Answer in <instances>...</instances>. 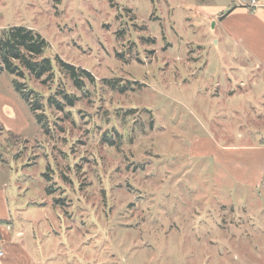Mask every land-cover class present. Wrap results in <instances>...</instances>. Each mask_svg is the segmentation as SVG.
Masks as SVG:
<instances>
[{"label": "rangeland", "instance_id": "obj_1", "mask_svg": "<svg viewBox=\"0 0 264 264\" xmlns=\"http://www.w3.org/2000/svg\"><path fill=\"white\" fill-rule=\"evenodd\" d=\"M237 3L0 0V27L37 30L54 64L52 78L18 79L40 95L45 128L0 74V208L11 217L0 224L24 232L32 262L264 264V184L196 150L212 130L264 137V122L251 123V107L264 114V76L212 17ZM56 56L93 81L74 86ZM224 87L231 95L213 98ZM238 229L251 248L229 241Z\"/></svg>", "mask_w": 264, "mask_h": 264}, {"label": "crops", "instance_id": "obj_2", "mask_svg": "<svg viewBox=\"0 0 264 264\" xmlns=\"http://www.w3.org/2000/svg\"><path fill=\"white\" fill-rule=\"evenodd\" d=\"M212 17L218 20L217 23H219V27L224 31V34L241 47L247 53L250 60L256 62L260 76H264V10L257 9L250 11L245 7L234 5L226 12H219L212 15ZM247 89L244 88V91L246 92ZM216 92L213 94V98L223 99L231 95L232 89L231 87H224ZM251 109L253 111L251 123L257 124V120L258 123H263L264 114L259 113L255 108L251 107ZM213 124L217 125L214 121ZM219 130H212L208 141H204L202 138L196 141H199L196 146L197 153L201 155L211 154L217 167L234 171L235 179H238L242 184L249 186L263 185L264 137L253 135L254 138L252 134L248 133V137L246 135L240 137L246 141L236 142L233 135L224 131L217 132ZM256 139L258 142L252 141ZM4 211L3 208H0V220L10 221L11 217ZM10 224V230L2 231L4 233L1 234L0 247L4 251V256L0 257V264H43L40 260L36 263L32 262L36 257L33 250L28 246V242L23 241L24 232L22 230L13 231V224ZM215 229L218 231L224 230V228L218 229L217 227H213V232H215ZM235 235L239 236V239H236V241L241 243L240 247L242 249H246V245L244 244L246 240H249L248 246L251 248L252 240L251 238H247L251 236V233L245 229H238L236 233H229V241ZM244 245L245 248L243 247Z\"/></svg>", "mask_w": 264, "mask_h": 264}, {"label": "trees", "instance_id": "obj_3", "mask_svg": "<svg viewBox=\"0 0 264 264\" xmlns=\"http://www.w3.org/2000/svg\"><path fill=\"white\" fill-rule=\"evenodd\" d=\"M47 47V40L33 28L21 25L0 27V74L5 72L13 76L12 84L14 90L27 104L30 111L33 112L36 121L42 124L44 128L43 116L45 115L42 112H38L41 109L40 95L27 88L25 83L18 81V79L25 78V74L32 75L34 78L42 79L43 81L54 76L53 59L42 56ZM54 61L68 75L74 86L83 87L84 78L93 81L91 73L86 69L66 62L58 56L55 57ZM105 82L111 88L120 92L127 88L126 85L120 84L118 79H106ZM63 98L67 104L72 105L75 97L70 93L63 92ZM47 101L55 104L58 108L63 106V103H60L53 94L47 96ZM0 128L2 129L3 127L0 126ZM103 140L111 146L114 145V139L111 135H103ZM46 189L47 191L49 190L48 188Z\"/></svg>", "mask_w": 264, "mask_h": 264}, {"label": "built area", "instance_id": "obj_4", "mask_svg": "<svg viewBox=\"0 0 264 264\" xmlns=\"http://www.w3.org/2000/svg\"><path fill=\"white\" fill-rule=\"evenodd\" d=\"M236 5L242 6L247 8L250 11H255L257 9H263L264 10V0H238V3ZM1 223V222H0ZM9 224H0V232L4 229V231L10 230ZM20 235V233H18ZM4 256V251L0 247V257Z\"/></svg>", "mask_w": 264, "mask_h": 264}]
</instances>
